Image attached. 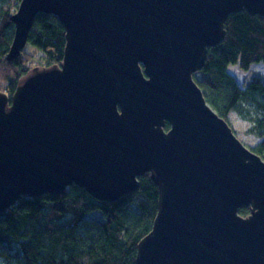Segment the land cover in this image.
Segmentation results:
<instances>
[{
  "label": "water",
  "instance_id": "obj_1",
  "mask_svg": "<svg viewBox=\"0 0 264 264\" xmlns=\"http://www.w3.org/2000/svg\"><path fill=\"white\" fill-rule=\"evenodd\" d=\"M243 10L264 16V0H22L7 59L40 13L66 46L0 91V214L73 184L116 201L150 173L158 213L138 264H264V159L194 78Z\"/></svg>",
  "mask_w": 264,
  "mask_h": 264
},
{
  "label": "trees",
  "instance_id": "obj_2",
  "mask_svg": "<svg viewBox=\"0 0 264 264\" xmlns=\"http://www.w3.org/2000/svg\"><path fill=\"white\" fill-rule=\"evenodd\" d=\"M21 1L0 0V91L10 95L42 64L26 52L7 59L15 33L11 16ZM226 30L194 78L222 117L228 120L235 111L252 123L251 133L264 137V78L253 76L242 86L229 70L232 65L249 70L264 62V16L247 10L234 13ZM28 44L44 53L43 67L61 64L66 28L55 15L40 13ZM251 149L264 159V140ZM139 180L137 190L112 202L98 200L76 184L63 194L22 197L0 214V264H138V244L153 228L159 200L151 174ZM239 213L248 216L250 206H242Z\"/></svg>",
  "mask_w": 264,
  "mask_h": 264
},
{
  "label": "rangeland",
  "instance_id": "obj_3",
  "mask_svg": "<svg viewBox=\"0 0 264 264\" xmlns=\"http://www.w3.org/2000/svg\"><path fill=\"white\" fill-rule=\"evenodd\" d=\"M23 52L34 54L36 58L41 61L42 64L36 67L42 68L46 64L44 59V53L34 46L26 45ZM35 67V68H36ZM231 74H233L240 85H244L251 77L259 75L264 78V62L252 64L249 70L242 69L239 65H232L229 67ZM228 122L232 126L234 132L238 138L249 148L255 147L258 143L264 140V137H260L257 134L250 132L252 123L246 119L240 117V115L232 111L228 116ZM168 127V125L166 126Z\"/></svg>",
  "mask_w": 264,
  "mask_h": 264
},
{
  "label": "flooded vegetation",
  "instance_id": "obj_4",
  "mask_svg": "<svg viewBox=\"0 0 264 264\" xmlns=\"http://www.w3.org/2000/svg\"><path fill=\"white\" fill-rule=\"evenodd\" d=\"M168 128V127H167Z\"/></svg>",
  "mask_w": 264,
  "mask_h": 264
}]
</instances>
